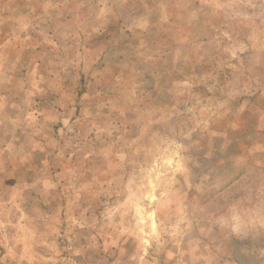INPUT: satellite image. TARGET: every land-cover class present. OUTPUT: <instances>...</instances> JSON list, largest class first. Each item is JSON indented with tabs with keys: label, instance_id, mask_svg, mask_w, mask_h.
Masks as SVG:
<instances>
[{
	"label": "rangeland",
	"instance_id": "obj_1",
	"mask_svg": "<svg viewBox=\"0 0 264 264\" xmlns=\"http://www.w3.org/2000/svg\"><path fill=\"white\" fill-rule=\"evenodd\" d=\"M0 264H264V0H0Z\"/></svg>",
	"mask_w": 264,
	"mask_h": 264
}]
</instances>
